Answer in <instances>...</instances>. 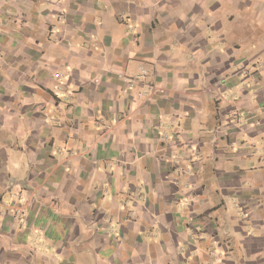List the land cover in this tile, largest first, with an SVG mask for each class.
Instances as JSON below:
<instances>
[{"label":"crops","instance_id":"1","mask_svg":"<svg viewBox=\"0 0 264 264\" xmlns=\"http://www.w3.org/2000/svg\"><path fill=\"white\" fill-rule=\"evenodd\" d=\"M0 264H264V0H0Z\"/></svg>","mask_w":264,"mask_h":264},{"label":"built area","instance_id":"2","mask_svg":"<svg viewBox=\"0 0 264 264\" xmlns=\"http://www.w3.org/2000/svg\"><path fill=\"white\" fill-rule=\"evenodd\" d=\"M60 75L58 74V73H56L55 74V77L56 78H58ZM126 83H127V86L128 87H132V86H134V84H135V80L134 79H132V78H128V79H126ZM149 90H152V87H149L148 88ZM14 204V203H13ZM16 208V213H18V212H20V207H15Z\"/></svg>","mask_w":264,"mask_h":264},{"label":"rangeland","instance_id":"3","mask_svg":"<svg viewBox=\"0 0 264 264\" xmlns=\"http://www.w3.org/2000/svg\"><path fill=\"white\" fill-rule=\"evenodd\" d=\"M16 199H17V203H19L18 198H16ZM8 201H9V203H10L11 200L9 199Z\"/></svg>","mask_w":264,"mask_h":264}]
</instances>
